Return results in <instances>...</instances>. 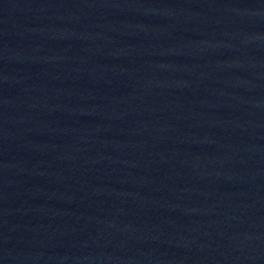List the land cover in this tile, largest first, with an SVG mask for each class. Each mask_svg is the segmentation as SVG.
<instances>
[{"label": "water", "instance_id": "obj_1", "mask_svg": "<svg viewBox=\"0 0 264 264\" xmlns=\"http://www.w3.org/2000/svg\"><path fill=\"white\" fill-rule=\"evenodd\" d=\"M0 264H264V0H0Z\"/></svg>", "mask_w": 264, "mask_h": 264}]
</instances>
